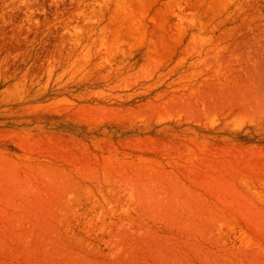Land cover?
Segmentation results:
<instances>
[{
  "label": "rangeland",
  "instance_id": "374dc122",
  "mask_svg": "<svg viewBox=\"0 0 264 264\" xmlns=\"http://www.w3.org/2000/svg\"><path fill=\"white\" fill-rule=\"evenodd\" d=\"M0 264H264V0H0Z\"/></svg>",
  "mask_w": 264,
  "mask_h": 264
},
{
  "label": "trees",
  "instance_id": "16d2710c",
  "mask_svg": "<svg viewBox=\"0 0 264 264\" xmlns=\"http://www.w3.org/2000/svg\"><path fill=\"white\" fill-rule=\"evenodd\" d=\"M61 127H66V125L62 124ZM238 138L247 142L254 141V139H250L249 135L247 134H240Z\"/></svg>",
  "mask_w": 264,
  "mask_h": 264
}]
</instances>
